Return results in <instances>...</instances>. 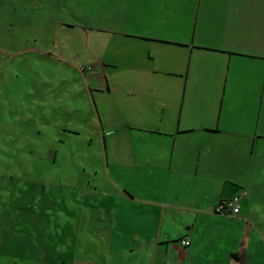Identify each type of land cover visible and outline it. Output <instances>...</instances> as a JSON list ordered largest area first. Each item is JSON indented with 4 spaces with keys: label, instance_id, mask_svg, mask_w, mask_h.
Listing matches in <instances>:
<instances>
[{
    "label": "crops",
    "instance_id": "obj_1",
    "mask_svg": "<svg viewBox=\"0 0 264 264\" xmlns=\"http://www.w3.org/2000/svg\"><path fill=\"white\" fill-rule=\"evenodd\" d=\"M187 1L20 0L85 29L98 63L114 194L105 260L80 264H264V0ZM242 191L239 215L215 212Z\"/></svg>",
    "mask_w": 264,
    "mask_h": 264
},
{
    "label": "rangeland",
    "instance_id": "obj_2",
    "mask_svg": "<svg viewBox=\"0 0 264 264\" xmlns=\"http://www.w3.org/2000/svg\"><path fill=\"white\" fill-rule=\"evenodd\" d=\"M3 1L9 5L0 0V264L104 262L100 233L110 224L102 219L104 193L114 189L101 127L89 123L101 86L91 80L95 91L87 90V71L98 64L92 45L82 43L85 29L55 26L48 12ZM67 30L73 35L67 43L51 42Z\"/></svg>",
    "mask_w": 264,
    "mask_h": 264
},
{
    "label": "built area",
    "instance_id": "obj_3",
    "mask_svg": "<svg viewBox=\"0 0 264 264\" xmlns=\"http://www.w3.org/2000/svg\"><path fill=\"white\" fill-rule=\"evenodd\" d=\"M247 196L246 191L240 192L237 196H235L232 199L222 201L218 204V206L215 208V212L218 214H228L231 216H237L239 215L241 211V201L243 198ZM183 246L188 247L190 246V241L183 240L182 241Z\"/></svg>",
    "mask_w": 264,
    "mask_h": 264
}]
</instances>
